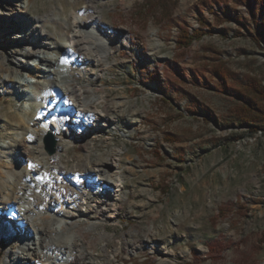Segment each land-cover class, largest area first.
Instances as JSON below:
<instances>
[{
	"label": "rangeland",
	"instance_id": "374dc122",
	"mask_svg": "<svg viewBox=\"0 0 264 264\" xmlns=\"http://www.w3.org/2000/svg\"><path fill=\"white\" fill-rule=\"evenodd\" d=\"M23 4L29 7L28 17L52 14L62 19L82 17L91 6L102 36L111 39L100 65L77 59L71 69V87L84 92V105L107 113L110 120L106 124L96 117L85 132L63 124L57 139L65 147L57 162L44 149L45 135L39 156L36 137L27 143L29 156L23 154L21 138L29 140L35 126L25 118L29 123L25 136L13 122L28 109L31 96L27 99L21 87L26 80L34 82L30 75L37 64L33 56H22L35 54L39 42L46 46L42 55L51 54L57 42L67 43L71 32L47 20L43 25L51 38L45 41L37 28L40 22L33 27L11 20L19 14L16 10L25 17ZM263 4L264 0H0V61L15 79L11 87L0 83L1 174L24 166L27 174L33 168L31 159L44 167L60 164L64 171H72L93 168L98 157L123 158L120 169L104 170L116 174L115 183L100 190L108 195H91L93 185L80 189L93 196L86 205L76 201L82 196L75 194L78 187L67 183L72 192L64 200L83 208L72 221L84 220L66 234L76 232L86 241L94 258L91 264H264V124L256 123L260 129L253 132L238 115L243 111L239 90L252 80L264 88V43L259 39L264 31ZM182 30H203L205 35L178 48ZM4 31L11 37L2 36ZM16 34L27 41L12 39ZM65 58L74 60L72 55ZM21 61L26 68L18 67ZM220 64L229 69L231 80L215 74ZM100 95L106 98L102 105L95 102ZM117 104L123 105L122 113L114 118L111 112ZM53 109L60 110V105L53 104ZM6 112L15 116L11 125ZM36 113L41 129L52 112ZM52 139L56 145L57 139ZM84 144L91 150L84 151ZM32 175L41 177L38 172ZM8 188L0 181V195ZM49 190L25 182L23 191L14 184L9 192L13 200L21 191L25 203L16 204L19 209H32L28 195L36 194L37 213L44 223L51 219L47 211L57 197L47 194ZM63 206L69 210V204ZM3 212L2 217L15 211ZM32 212L28 219L39 223ZM93 222L96 227L88 230ZM20 230L10 242L0 240V264H19L23 260L16 257L27 256L18 239L27 227ZM101 233L106 236L101 238ZM24 238L31 240V232Z\"/></svg>",
	"mask_w": 264,
	"mask_h": 264
},
{
	"label": "bare ground",
	"instance_id": "6f19581e",
	"mask_svg": "<svg viewBox=\"0 0 264 264\" xmlns=\"http://www.w3.org/2000/svg\"><path fill=\"white\" fill-rule=\"evenodd\" d=\"M15 7L18 9L19 6L16 5ZM28 8V5H21L20 9L24 14H26L25 17H23L24 15H22V13L16 10L19 14H15L11 20L13 22H18V24L21 22L29 23L30 26L33 27L34 24H38L40 22L41 24L38 25L37 28L39 29L40 37L44 38L45 41L51 38V34L49 32L50 30H47L48 28H45L43 25V23L47 20L50 21L51 24L55 25L57 29L60 24H63L64 27L62 26L61 30L64 28L68 32H71L70 38L67 37L66 39L67 43L63 44L57 42V47L54 48L51 54L42 55L46 50V46L44 42H39L38 51L35 54L30 53L22 56L23 59H26L27 56H33L34 61L37 62L32 70V75H30L34 82L31 83L26 80L25 85H22L21 87L26 98L29 97V95L31 96L28 100L29 102L27 103L28 109L21 110V113L16 115V122H13V120H15L14 115L9 114L8 112L4 115V117L8 120L7 125H11L13 122L15 126L19 128L21 127L25 130V136L28 133L26 129H29V123L25 122V118L33 122L35 128L32 132H30V139L24 141L23 136L20 141V146L22 147L23 154L29 156V150L31 149L28 147L27 143L37 140L38 142L35 144V149L39 148V153L37 154V156H39L42 153V146L39 145L40 139L44 138V135H50L57 139V136L63 131V124H71L82 127L85 132L86 129L92 128L94 122L96 121V117H99L103 123L110 120L107 113L100 112L101 114H99L97 112V114L96 112L89 110L88 106L84 105V102L87 100L84 92L75 90L71 87L72 82H74V75L71 69L73 62L77 59L85 65L90 64L93 67L95 65H100V60L106 59L107 57L104 50H106L111 43V39L102 36L100 30V19L94 14L91 6L83 12L82 17L81 15L76 16L72 14L69 19H62L58 15L52 17V14L31 18L27 15ZM12 13H14V11ZM55 32L57 33L59 31L55 30ZM2 34V36L6 38H10V35H12L6 31ZM16 36L17 37L14 38L12 37V39L17 41H27L26 38L22 39L17 34ZM61 37L65 38L63 34H61ZM155 51H157L156 48ZM71 55L74 56V60L65 58L66 56ZM31 61H33V59ZM22 62L23 61H21V64L18 65V67L24 69L26 66L25 64H22ZM53 76H55V78ZM57 76H59V80L56 79ZM14 80L15 79L12 77V70L8 66L3 65L0 61V83L2 86L6 84L8 87H11ZM53 89H57L59 93L53 95L51 93ZM105 100L106 98L100 95L95 99V102L98 105H102ZM50 102H52V104H50ZM55 103L60 105V110L53 109V104ZM122 108L123 105L117 104L115 109L112 110L111 113L115 115L114 118H117L119 114L122 113ZM36 110H43V115L52 112V114H49L50 119L46 124L42 125L41 129H39L38 126L39 119L36 117ZM36 121L37 123H35ZM22 125H26L25 128ZM64 147L65 143L58 141L57 139L55 153L51 155L53 160L56 162L59 160V157L61 156L60 153ZM82 147L86 152L91 150L90 146L85 144ZM2 148L9 147L5 146ZM43 153L45 152L43 151ZM35 158L38 159L39 157ZM118 158L119 159L115 161L108 157H98L95 163H93V168L83 169L85 171L78 167L72 168V171H64L60 164L51 168L44 167L43 165H39V161L31 159L33 161V168L28 171L27 174H25L23 170L25 169V166L23 169L21 167H17L15 171L11 173L1 174L0 172V181L3 185H7L9 187V191L14 184L21 186V191H23L25 182H27L28 185L38 188L40 191L49 190L50 187L54 186L57 187L56 191H46L47 194L50 193L51 195V193H53L54 197H57L53 199L55 200V203H53L52 206L53 209L51 211H47V213L50 214L51 219L44 223L40 221V212L37 213L39 210V201L36 194L28 195L29 204L33 206L32 209H19L16 207V204L25 203L21 201V191H19L13 200L10 198V193L12 192L8 191L4 195H0V213H4L3 211L6 209L9 211H15L8 216L6 214H4L3 217L0 215V240L4 243H8L16 236V232H21L20 228L22 226L25 225V228L27 227L26 233H24L23 236L18 235V239H20L19 246L26 250L27 255H19L16 257V261L23 260V262L19 264H91L94 258L87 250L86 241L82 240L80 238L81 236H78L76 232L70 233L69 235L66 234L70 231V229L76 228L78 223L84 220L82 219L78 222L72 221V218L77 217L78 214H83V208L82 206L78 207L77 205H74L76 202L71 204L70 202L64 200V197L72 192L67 183L69 182L78 187V193L75 194L82 196L77 198L76 201L80 200L83 202V205H86L87 202L91 200V197H93L91 195H99L101 193V189L106 190V188H104L106 185L112 186L113 182L115 183L116 174L111 172H108L107 174L104 170H110V168L120 169L123 158ZM9 165L10 167L8 165L6 167V172H8L9 168H11V163ZM36 172L40 174V179L33 177L32 174H36ZM21 179L24 181L23 183H21ZM99 181L100 183L98 184ZM121 181L122 178L120 177L118 182L121 183ZM90 185L95 187V190L91 191V195L80 191L81 188L84 189V187ZM117 187L120 186L116 185V188ZM106 193L107 192L101 194L106 195ZM51 196L53 197V195ZM58 203L60 204V209L58 208L56 210L55 207ZM65 203L69 204V210H66L68 207L66 209L64 208L63 204ZM31 211H33L32 213L35 215L34 218L39 221V223L28 219V215ZM11 221L14 223H20L22 226H16L14 223H10ZM96 224V222L91 223L87 229L94 230ZM29 232H31V240H26V238L23 239V237L29 236ZM105 236L106 235H104V233H101L100 235L101 238Z\"/></svg>",
	"mask_w": 264,
	"mask_h": 264
},
{
	"label": "trees",
	"instance_id": "16d2710c",
	"mask_svg": "<svg viewBox=\"0 0 264 264\" xmlns=\"http://www.w3.org/2000/svg\"><path fill=\"white\" fill-rule=\"evenodd\" d=\"M215 1L219 3L222 0ZM203 24L205 25V23ZM202 31L198 32L196 30L189 33L188 31L182 30L176 43L178 48H187L193 41L201 39L205 35V32ZM259 39L264 43V31L259 35ZM215 74L223 81L231 80L229 69L222 64L216 66ZM238 93L242 97V106L239 110H243L242 114L240 112L238 113L241 117L239 121L243 126L255 132L260 129L255 125L256 123L264 124V88L256 80H252L243 90H239Z\"/></svg>",
	"mask_w": 264,
	"mask_h": 264
},
{
	"label": "water",
	"instance_id": "95a60500",
	"mask_svg": "<svg viewBox=\"0 0 264 264\" xmlns=\"http://www.w3.org/2000/svg\"><path fill=\"white\" fill-rule=\"evenodd\" d=\"M44 143V149L47 152L48 155H53L55 153V142L52 139V136L48 135L47 137H45V139L43 140Z\"/></svg>",
	"mask_w": 264,
	"mask_h": 264
}]
</instances>
